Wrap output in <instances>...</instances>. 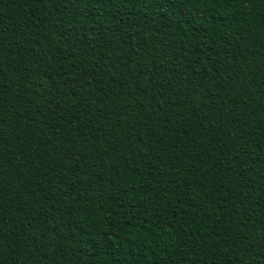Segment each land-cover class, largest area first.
Wrapping results in <instances>:
<instances>
[{
  "label": "trees",
  "instance_id": "1",
  "mask_svg": "<svg viewBox=\"0 0 264 264\" xmlns=\"http://www.w3.org/2000/svg\"><path fill=\"white\" fill-rule=\"evenodd\" d=\"M0 264H264V0H0Z\"/></svg>",
  "mask_w": 264,
  "mask_h": 264
}]
</instances>
